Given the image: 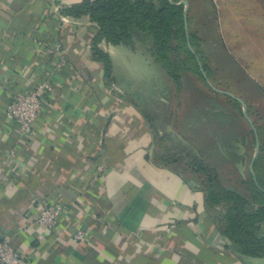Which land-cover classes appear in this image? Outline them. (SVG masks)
<instances>
[{"label":"crops","instance_id":"crops-1","mask_svg":"<svg viewBox=\"0 0 264 264\" xmlns=\"http://www.w3.org/2000/svg\"><path fill=\"white\" fill-rule=\"evenodd\" d=\"M81 1L0 0V242L29 264H245L199 178L156 158L163 132L145 117L147 101L129 95L114 61L107 79L93 58L97 24L63 13ZM100 47L111 58L142 57L124 44ZM49 77L43 111L21 132L8 106ZM45 200L69 211L55 228L37 222ZM79 228L89 232L85 240L75 238Z\"/></svg>","mask_w":264,"mask_h":264},{"label":"trees","instance_id":"trees-1","mask_svg":"<svg viewBox=\"0 0 264 264\" xmlns=\"http://www.w3.org/2000/svg\"><path fill=\"white\" fill-rule=\"evenodd\" d=\"M180 1L182 0H82L64 7L63 13L74 18L88 16L97 24L91 52L94 59L104 64L107 79L112 77L114 65L110 54L100 47L103 41L114 45L124 44L135 51L139 46L142 47L143 53L158 64L175 84L179 93L184 90V79L188 74L204 82L212 91L220 93L207 83L201 70L200 63L207 77L218 88L219 84L209 65L208 57L202 50L201 39L191 31L190 13L188 38L184 18L185 6L178 4ZM188 41L195 52L190 49ZM226 95L244 116L242 104L230 95ZM168 104L163 103L164 108H161V111L153 107L148 108L149 112H145L147 106H144L143 113L152 128L159 131L162 127L169 128L172 114L167 107ZM195 107L199 109L200 103H196ZM248 110L254 113L252 107H248ZM262 119V117L251 119L260 142V152L253 164L255 175L250 169L254 155L248 158V154L243 152V145L247 144L249 138L247 139L246 135L242 136L239 128L234 125L233 118H226L224 123H219L220 132L214 128L212 121H208L210 133L206 142L210 144V148L206 152L202 148L203 145L200 146L201 142H205V135H193V133L188 135L178 133L176 134V138L179 139L178 144L174 147L166 146L165 142L173 140V133L169 128L166 132L162 131V134H158L165 155H161V151H157L155 155L158 160L176 164L180 174L187 173L199 178L209 210L221 230L230 239L231 247L245 264H256L253 262L255 259H264V120ZM249 136L250 143L254 147L256 134L253 127ZM217 153L221 158L217 159L218 163L212 164ZM229 162L236 166L240 177L233 183L222 171V166ZM48 201L51 200L44 202Z\"/></svg>","mask_w":264,"mask_h":264},{"label":"rangeland","instance_id":"rangeland-1","mask_svg":"<svg viewBox=\"0 0 264 264\" xmlns=\"http://www.w3.org/2000/svg\"><path fill=\"white\" fill-rule=\"evenodd\" d=\"M188 1L191 31L201 39L202 50L208 57L218 88L243 99L252 120L259 117L264 120V0ZM137 51L142 53L140 59L127 56L124 52L112 54L114 63L120 69L115 76L131 86L129 95L133 99L141 104L147 101L145 112L153 107L161 111L164 108L162 102L169 103L167 107L172 114L169 128L174 141L165 142L166 146L178 144V133H193L205 135V142H201L200 146L203 145L206 152L210 148L207 143L210 133L208 121H212L214 128L220 132V124L226 118H233L242 136L249 138L247 144L243 145V152L248 154V158L255 154L256 145L252 146L249 136L252 126L226 94L212 91L190 74L185 76L184 90L179 93L158 64L143 53L142 47L139 46ZM123 65L129 67L130 71H122ZM135 85L138 87L135 88ZM198 102L201 106L199 109L195 107ZM248 107H252L254 113ZM166 129L162 127L163 132ZM156 145L157 151L165 155L158 136ZM220 158L218 153L215 154L212 164L218 163ZM222 171L232 183L240 178L236 166L231 162L225 163Z\"/></svg>","mask_w":264,"mask_h":264},{"label":"built area","instance_id":"built-area-1","mask_svg":"<svg viewBox=\"0 0 264 264\" xmlns=\"http://www.w3.org/2000/svg\"><path fill=\"white\" fill-rule=\"evenodd\" d=\"M65 21H68V19L65 18ZM60 49V47H57L56 53L60 55L61 62H64L65 55ZM53 83L52 77L41 80L34 88L27 90L23 95L15 97L8 106L6 115L18 124L21 132H28L33 121L43 111L44 102L53 90ZM5 179V172L0 165V182ZM37 210V222L46 228L57 227L69 212L63 204L55 201L44 202L37 207ZM88 234L87 230L79 228L75 233V238L85 240ZM0 264H29V262L10 242L1 241Z\"/></svg>","mask_w":264,"mask_h":264},{"label":"water","instance_id":"water-1","mask_svg":"<svg viewBox=\"0 0 264 264\" xmlns=\"http://www.w3.org/2000/svg\"><path fill=\"white\" fill-rule=\"evenodd\" d=\"M178 4H183L185 6L184 8V18H185V27H186V31H187V35H188V38H189V22H188V13H189V1L188 0H182L180 1ZM188 45L190 47V49L192 50V52H195L194 48L192 47L190 41H188ZM200 66H201V70L204 74V76L206 77L207 79V83L217 92H220V93H225V94H228L230 95L231 97L235 98L236 100H238L242 106H243V114L244 116L246 117V119L249 121V123L252 125L254 131H255V134H256V151H255V154L253 156V159L250 163V169L252 171V173L255 175L254 173V170H253V164H254V161H255V158L258 156L259 152H260V142H259V137H258V134H257V130H256V127L253 123V121L251 120V118L249 117L248 113H247V104L245 103V101L243 99H241L240 97L236 96L234 93L230 92V91H226V90H221L219 88H217L212 82L211 80L207 77V74L205 72V69L203 68L202 64L200 63ZM195 178H193V182H195ZM256 180V178H255ZM257 181V180H256ZM230 240V239H229Z\"/></svg>","mask_w":264,"mask_h":264}]
</instances>
